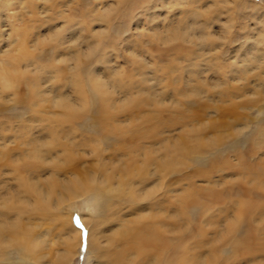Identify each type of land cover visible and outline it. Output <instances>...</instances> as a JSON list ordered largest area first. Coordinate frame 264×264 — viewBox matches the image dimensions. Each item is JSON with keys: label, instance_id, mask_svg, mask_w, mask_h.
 Listing matches in <instances>:
<instances>
[{"label": "bare ground", "instance_id": "obj_1", "mask_svg": "<svg viewBox=\"0 0 264 264\" xmlns=\"http://www.w3.org/2000/svg\"><path fill=\"white\" fill-rule=\"evenodd\" d=\"M11 1L0 0V10L8 9ZM37 1L29 0L31 17H36ZM49 1H43L44 8L58 10L53 17L62 19L63 25L39 34H26L25 28L18 27L6 39L0 37V264L11 262L13 251L45 264V253L39 252L45 241L36 230V215L51 219L52 209L86 195L92 197L86 204L88 211L94 204L98 209L93 218L81 217L88 228L87 248L95 264H264V224H259L264 221V153L252 162L245 160L244 152L235 163L216 157L210 163L208 158L209 166L196 169L207 184L200 186L188 178L187 188L177 197L169 181L171 173L202 161L231 137L232 130L238 135L242 129L235 127L234 118L196 122V112L187 105L204 94L210 98V87L202 74L219 69L216 55H208V47L203 48L205 35L196 23L195 0H169L162 22L156 16L147 18L153 23L149 40L168 46L162 50L170 51L165 64L146 63L141 55L152 48L133 43L126 49L131 62L128 70L108 63L107 49H116V35L129 25V14L138 3L155 11L152 3L157 0H115L116 6L98 9L94 18L95 8L85 13L80 8V33L66 27L68 21L76 19L74 14L65 15L60 0ZM196 2L201 4L202 0ZM200 4L198 9L204 8ZM116 18L123 20L121 28L114 27ZM91 22H103L106 27L95 30ZM98 47L97 58L107 73L104 78L85 65ZM182 55L187 63L177 66ZM258 55L253 56L255 62ZM183 76L197 83L177 87V81H185ZM63 86L70 87L75 97L65 93ZM238 91L234 86H221L217 94L229 99ZM256 98L243 105L257 104ZM235 103L230 104L241 106ZM19 104L29 107L34 117L17 115L20 125H6L2 119L5 113ZM165 111L168 119L163 120ZM120 114L130 115L120 120ZM123 122L127 124H120ZM174 128H179L180 136L174 137ZM254 136L251 151L256 153L264 141V126ZM238 142L239 138L235 145ZM87 154L94 157L93 166L80 170ZM223 169L235 175L229 188H224L228 184L224 178L221 187L213 181L212 173ZM6 173L12 175L15 186L4 179ZM233 185L238 197L230 206L211 204L227 197ZM193 213L202 215L205 223L193 228ZM203 226L221 229L210 239ZM61 231L62 248L52 264H70L79 242L80 229L64 225Z\"/></svg>", "mask_w": 264, "mask_h": 264}, {"label": "rangeland", "instance_id": "obj_2", "mask_svg": "<svg viewBox=\"0 0 264 264\" xmlns=\"http://www.w3.org/2000/svg\"><path fill=\"white\" fill-rule=\"evenodd\" d=\"M43 1L44 0L37 1L36 12H33L36 14V17H31L33 14L29 8V0H12L8 9L0 10V37H2L3 39H6L8 35H11L14 29L18 27L20 29L25 28L26 34L29 31L33 32L32 34L37 33V32L39 34V33H44L45 30L47 31L49 30V28L54 29L56 27L63 25L62 19H56V16L54 19L53 17V14H58L59 11L54 10L51 7H46L45 9L44 8L45 6H43V3H44ZM60 1L62 5L64 4L62 9L64 10L65 15L70 13V16L71 14H74L73 16L76 17V19L72 21H68V23L66 24L67 29L70 28L71 31L77 30L76 33H80V28L83 26V25L81 26V24L78 23V19L80 17V8L82 9L84 13L87 12L92 7L95 8L94 12L91 14V16L94 18L99 13L97 11L98 9L101 10L103 7H106L108 4H113L116 6L115 0H60ZM167 1L169 2V0H165V1L157 0L155 3H152V5L154 6L153 9L155 11H153L152 8L147 5L146 6L148 7V9L147 8L144 9L142 5H139V3L132 9L131 13L129 14L131 16L129 25L126 26V28H123L124 31H121L120 34L116 35V38H117L116 49L113 50L110 47L107 49L108 51L107 54H109L111 58L110 59L109 56H107L106 61H108V63H112L114 68L120 67L121 69H124V70L130 69L131 62H129L128 60V53L126 49L127 47H129L130 45L134 43V45H138V47L145 45L149 48H152L150 52L148 53L143 52V55H141L143 60L146 63L155 64L158 67H161L165 64V62L167 61L170 55V51L168 52V51L162 50V49H168V46L164 44H160V42L156 43V41L154 40H151V41L149 40L150 38L148 35L151 33L150 27H152L153 23L149 24V19L147 18H154V16H156L162 22V18L167 17L166 14H167L168 9L165 8V5H167ZM50 2L51 0L48 2V4H50ZM195 2H194V5L195 4L196 5L194 7H197L196 23L197 24L199 23L202 26L201 29L203 31V34L205 35V46L203 48L206 49L208 47L205 50L207 51L208 55H212V56L216 55L217 59L216 58L214 59L217 61L219 69L218 70L215 69L216 72L210 71L208 73L202 74L203 78L206 79V81L208 82V86L210 87V90H209V95L211 94L210 98L208 99V97H206V95L204 94L202 95L201 99H198V100L190 99V103L187 105L189 106L191 104L190 105L191 108L196 112V114H194L196 116V119H195L196 122L205 123V122H208L210 120H215V119H223V120L232 121V119L234 118V120L236 121L235 127L236 128L240 127L242 129H241L240 134L238 135L237 133L235 134V131L232 130L231 137L226 138L225 142H223L224 144L222 143L223 146L221 144L219 146L214 147L216 149L213 148L211 152L207 153L206 154L207 157L204 158L202 161L190 163L170 174L169 181L171 182L173 193L176 197L183 190L187 188L189 184L188 178H190L192 181H194L195 184L200 185V186L207 184V180L205 178L199 177L196 174V169L199 167L209 166L210 165L209 161L211 163L213 157H216V159L218 160L227 159L231 161L232 163H235L237 161L238 154L240 152H244L246 154L245 160L248 162H252L253 160L255 161V157L258 158L259 156H261V153L262 154L264 153V141H262L258 149V152L255 153L251 151L255 133L257 132L258 128L264 126V118H263L264 117V59H263L264 57V0H202L201 4L197 2L195 3ZM241 2L243 4H241ZM199 4L203 5L204 8L207 5L205 9L207 12L203 11L204 8L199 7L198 9ZM172 9H175L176 11L178 10L174 6H172ZM175 10H173V12ZM42 11L44 12V14L41 13ZM151 13L152 14L159 13L160 15H150ZM161 22L160 24H162ZM122 23H123L122 19L116 18L113 22V25L114 27L116 25V27L121 28ZM38 24L40 25V27H38ZM91 24L95 30H98V29L101 30L102 28L106 27V25L103 24V22L102 23L91 22ZM109 29H110L109 33H113L112 27H109ZM210 29H212V31H210ZM20 32L21 31H19L18 33L19 36H21ZM31 32H29V34H31ZM85 33L86 32L84 31L83 34ZM212 41L214 43H212ZM136 42L139 44H136ZM1 44H3L2 41L0 42V50H1ZM191 46L193 47V45ZM248 46H251L252 49L251 50L247 49ZM260 46H262L263 48ZM260 48L261 50L259 51ZM99 50H100V47L95 49L96 55L94 54L88 57L89 63H87L88 61L87 62L84 61V62H85V65L90 70H93V72H95L96 70L97 73L99 72L103 73V74L100 73L101 76L103 75L106 76L107 73L104 72L105 69L103 68V65H104L102 63L103 61H101L100 58H97ZM242 51L243 52L245 51V52L243 53ZM257 53H259V55H258V59L257 60L255 59L256 60L255 62L253 59V56L254 54L256 55ZM95 58H97L98 60L97 64L94 63ZM85 59L87 58L84 57V60ZM231 60L233 61L230 62ZM252 60H253V63H252ZM186 63H187L186 58L185 56L182 55V58L180 61H178L177 66L178 64H186ZM229 63L231 64L229 65ZM244 63L245 65L246 64L247 65L245 66ZM257 66H259L260 68H258ZM233 67H236V68H233ZM242 69L244 71H242ZM246 71H248V73ZM149 73H151V71H149ZM183 78L185 81L182 82L181 79L180 81H177V84H176L177 87H181V88H184L187 86L190 87L191 84L197 83V80L195 81L194 79H192L190 81L185 76H183ZM192 81H195V82H192ZM214 83H216V85H214ZM221 86H234L236 89L240 91L245 89L246 92L242 93L238 91L236 95L233 94V96L235 95L234 97L232 96L233 98L231 97L229 99L227 97L219 98L217 93ZM159 88L160 87L157 86L158 90ZM63 90H65V93H67L69 96L73 98L75 97L70 87L65 86ZM239 93H242L241 96ZM253 98L257 99V102H258L257 104H254L253 106L249 105V107L247 105H243L245 101H249V99H253ZM233 100L236 102L235 103L236 105L240 104L241 106L240 107L233 106L234 107L233 108L230 104L231 102H234ZM212 101L214 102L216 101V102L214 103ZM166 102L168 103V100ZM0 104H1V101H0ZM11 104H12V101H10L8 105L10 106ZM47 105L50 106L51 104L48 103ZM22 106H23L22 104H19L17 108L15 109L13 107L12 108L10 107L11 110L7 111L4 117L2 118L3 121H7L5 122L6 125L8 126L11 125L12 127V122H14L13 123L14 125L17 124V121H18L16 117L17 115L23 116L22 119L34 117V116H30L29 107H27L28 109H24V106L23 107ZM53 109L57 110L56 108H53ZM146 109H143V111H145ZM260 110L262 112L259 114L258 111ZM6 114L8 115L6 116ZM10 114L14 115L16 118L14 116H11ZM167 114L168 113L166 111L162 112L161 119L163 120L168 119ZM125 115H130V114H120L119 119L124 120L123 117ZM21 123L22 121H19L17 125H20ZM120 124H127V122H123ZM244 124H246L247 127H243L245 126ZM179 132H180L179 128H174L172 131V134L174 135V137H176V135L180 136L181 134ZM235 135L238 137L235 138ZM234 138L236 140L237 138H239L240 140V142H238L237 145H235L236 140ZM247 138L249 141L247 140ZM245 141H247V143H244ZM90 156H91L90 154H87L86 156L82 157V159L83 158L84 159L81 162L82 164H79V166L81 167L80 170H90L91 169L95 159L94 157L92 156L90 157ZM213 160H215V158ZM232 172L233 171H225L223 169L222 172L212 173L213 181H216L217 186L221 187L224 183L223 182V178H224V180H228V184H226L224 188H229L232 185L231 179L233 180L235 178V175H233L234 173ZM65 174L66 173L64 172L63 176H65ZM59 175H62V172H60ZM4 179L7 180L8 183H10L11 185L15 186V181L14 179H12L11 174L9 173L4 174ZM235 187L236 185L235 186L233 185L234 190H232L227 195V197H225L224 199L222 198L218 201H212L211 204H213L214 206H222V205L230 206L232 201L234 199H237L238 197L235 194L237 192ZM86 196H84V198L81 197V198H77L73 200H68L62 205V207L52 209L53 216L51 219H49L51 216H48L46 217L48 219H45L42 216L36 215V219H35V221L37 222L36 230L38 231V233L43 235L42 238L45 241L44 243L45 246L43 245L42 249H40L42 251L39 250L40 253L42 254L45 253L42 258V261L45 264H52L53 261L54 260L56 261L57 259L58 250L62 248L61 229L64 225L68 227L70 226V228L72 229L74 228H76L77 230L80 229L79 242H78V245L75 247V250H74L75 255L72 258V261L70 264H95V258L90 254L91 251L88 250L87 248V236L86 237L83 236V233L87 232L88 228L81 222V219L87 218V217L93 218L95 216V213L98 211V209H96L95 204H94L92 210L90 209V211H88L86 204L91 201L92 197L90 195H86ZM219 208L220 207L215 208V211L218 210ZM231 210H232L231 212V215H232L234 210L233 209ZM74 217H78L80 219V224L82 225V228L78 227L74 223V220H73ZM256 218L258 217H254V219ZM192 219H193V225H192L193 228L199 225L200 222L205 223L204 222L205 218L202 215H196L195 213H193ZM259 224H264V221L260 220ZM221 227L223 228L222 225ZM221 227L220 226L218 227L217 226H203V232H207L206 236L211 237L210 239H214L215 231L218 229H221ZM55 230H56V234H55ZM210 233H212L211 236H210ZM49 236H51V238H49ZM58 236H61V237H58ZM261 242L264 243L263 239L261 240ZM204 248L206 249L207 247L205 246ZM10 256L13 259L10 260L11 262H6L7 264H12V263L13 264L14 263L16 264L17 263L19 264H40L39 261H35L32 258L30 259L28 256L22 257L20 254L14 251L10 252ZM20 259L22 260L20 261Z\"/></svg>", "mask_w": 264, "mask_h": 264}, {"label": "snow or ice", "instance_id": "obj_3", "mask_svg": "<svg viewBox=\"0 0 264 264\" xmlns=\"http://www.w3.org/2000/svg\"><path fill=\"white\" fill-rule=\"evenodd\" d=\"M73 35H74V33H73ZM69 38H71V37H69ZM73 220H74V223H75L78 227H81V228H82V225L80 224V219H79L78 217H74ZM83 236L86 237V236H87V232H84V233H83Z\"/></svg>", "mask_w": 264, "mask_h": 264}]
</instances>
